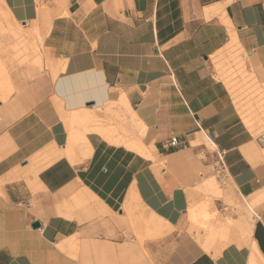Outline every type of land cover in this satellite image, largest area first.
Returning <instances> with one entry per match:
<instances>
[{
  "label": "crops",
  "instance_id": "0c3cea01",
  "mask_svg": "<svg viewBox=\"0 0 264 264\" xmlns=\"http://www.w3.org/2000/svg\"><path fill=\"white\" fill-rule=\"evenodd\" d=\"M0 1L12 22L37 28L43 62L0 101V264H77L64 253L73 236L122 245L128 215L136 230L142 214L158 235L181 229L201 151L264 209V146L213 62L235 47L264 77V0ZM104 108L126 116L129 136L113 134ZM226 229L199 244L172 235L158 264H264L263 211L214 248Z\"/></svg>",
  "mask_w": 264,
  "mask_h": 264
},
{
  "label": "rangeland",
  "instance_id": "374dc122",
  "mask_svg": "<svg viewBox=\"0 0 264 264\" xmlns=\"http://www.w3.org/2000/svg\"><path fill=\"white\" fill-rule=\"evenodd\" d=\"M41 40L42 36L37 28L30 30L19 23L12 22L0 1V101L3 103H8L13 95L19 93L18 83L33 79L34 70L43 68ZM213 62L216 77L224 82L228 90V84L234 83L235 92L231 96L241 119L244 121L238 107L239 103L246 109V113L253 117L254 125L252 126L244 121V125L252 134L253 141L258 137L264 138V77L261 78L256 68L248 64L247 54L242 56L238 53L235 59L227 50L214 58ZM242 65L245 75L255 76L253 80H244L240 71ZM228 79L231 81L229 82ZM114 108L115 106L110 107V109ZM109 111L104 108L98 114L100 116L103 113L109 116L110 113L113 116L106 121L115 123V126L120 128L111 129L114 135L129 136L130 133L125 125L132 127V123L126 120V116ZM139 153L146 155L147 151L145 149ZM199 158L201 174L199 184L190 201L188 224L181 229L164 227L162 233L158 235L150 224L151 217L142 214V230H136L135 217L128 215L129 230L126 234V243L114 245L73 236L74 248L64 253L77 264H158L157 255L161 254L162 248L170 243L169 238L172 235L186 234L193 237L199 244V242L210 240V231L227 228L226 236L218 233L213 238L211 243H214V248H217L227 243L226 237L230 234H241L242 227L248 218L256 216L257 219V213L264 212V209L260 207L263 203L250 207L247 201L252 195L236 194L235 187L230 182L226 170L221 166L216 153L206 154L201 151ZM207 183H212L217 190L207 192L203 187Z\"/></svg>",
  "mask_w": 264,
  "mask_h": 264
},
{
  "label": "bare ground",
  "instance_id": "6f19581e",
  "mask_svg": "<svg viewBox=\"0 0 264 264\" xmlns=\"http://www.w3.org/2000/svg\"><path fill=\"white\" fill-rule=\"evenodd\" d=\"M228 53L230 54V55H232L235 59L237 58V56H238V53H239V51L235 48V47H232V48H228ZM240 65V64H239ZM242 67V68H241ZM241 67H239V68H241V74H242V76L244 77V80L245 81H251V80H253L254 79V77L251 75V76H247V74L245 75L244 73H246V72H244V67H243V65L241 66ZM229 72V71H228ZM225 76H226V74H225ZM228 76V75H227ZM230 79V78H229ZM228 79V81L230 82L231 80H229ZM233 79V78H232ZM255 81V80H254ZM254 81H252V82H254ZM250 84H251V82H250ZM228 87H229V89H230V91H231V93L233 94L234 92H235V88H234V83H233V85H232V83H229L228 84ZM250 87V86H249ZM237 90H238V88H237ZM261 93V92H260ZM238 100V99H237ZM250 106V105H249ZM253 106V105H252ZM251 106V107H252ZM238 107H239V109H240V112L243 114V115H241V116H243V119H244V121L247 123V125H249V126H252V124H253V117L252 116H250V115H248V113H246V109H244V107L242 106V104L241 103H239L238 104ZM257 108V107H256ZM251 114V113H250ZM89 114H88V112L87 111H84L83 113H82V115L81 116H79V118L78 117H76V118H78V119H81V120H85V121H87V120H89ZM254 125V124H253ZM250 128V127H249ZM254 128H256V127H254ZM255 130V129H254ZM256 131V130H255ZM253 132V131H252ZM71 133H72V131H71ZM74 135V134H73ZM73 142V141H72ZM257 142H258V144L259 145H261V146H264V141H263V139L262 138H258L257 139ZM70 144V143H69ZM127 146H129V147H132V148H134V149H136V150H138V151H141V152H143L145 149H144V147L140 144V142L138 143H134V142H130V143H127ZM263 155V154H262ZM204 189L208 192V191H210V192H215L216 190H217V188L216 187H214V185L212 184V183H207L206 185H205V187H204Z\"/></svg>",
  "mask_w": 264,
  "mask_h": 264
},
{
  "label": "built area",
  "instance_id": "2783aa9c",
  "mask_svg": "<svg viewBox=\"0 0 264 264\" xmlns=\"http://www.w3.org/2000/svg\"><path fill=\"white\" fill-rule=\"evenodd\" d=\"M169 144L171 146H175V147H178V148L186 146L184 141L179 140V138H177V137H171L170 140H169Z\"/></svg>",
  "mask_w": 264,
  "mask_h": 264
},
{
  "label": "water",
  "instance_id": "95a60500",
  "mask_svg": "<svg viewBox=\"0 0 264 264\" xmlns=\"http://www.w3.org/2000/svg\"><path fill=\"white\" fill-rule=\"evenodd\" d=\"M39 225H40L39 222L35 221V222H33V223L31 224V227L34 228V229H36V228L39 227Z\"/></svg>",
  "mask_w": 264,
  "mask_h": 264
}]
</instances>
